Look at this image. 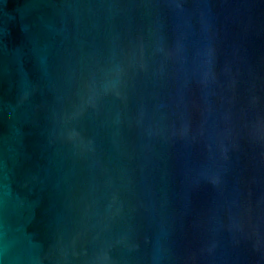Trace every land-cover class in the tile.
I'll return each instance as SVG.
<instances>
[{
    "label": "water",
    "instance_id": "1",
    "mask_svg": "<svg viewBox=\"0 0 264 264\" xmlns=\"http://www.w3.org/2000/svg\"><path fill=\"white\" fill-rule=\"evenodd\" d=\"M0 264H264V0H0Z\"/></svg>",
    "mask_w": 264,
    "mask_h": 264
}]
</instances>
